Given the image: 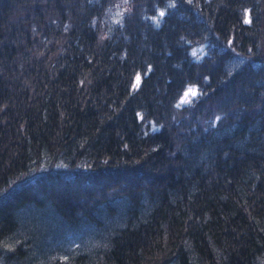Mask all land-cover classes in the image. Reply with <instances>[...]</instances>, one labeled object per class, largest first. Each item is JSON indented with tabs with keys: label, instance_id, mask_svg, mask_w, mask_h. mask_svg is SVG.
Masks as SVG:
<instances>
[{
	"label": "trees",
	"instance_id": "trees-1",
	"mask_svg": "<svg viewBox=\"0 0 264 264\" xmlns=\"http://www.w3.org/2000/svg\"><path fill=\"white\" fill-rule=\"evenodd\" d=\"M263 54L264 0H0L3 263L264 264Z\"/></svg>",
	"mask_w": 264,
	"mask_h": 264
},
{
	"label": "rangeland",
	"instance_id": "rangeland-1",
	"mask_svg": "<svg viewBox=\"0 0 264 264\" xmlns=\"http://www.w3.org/2000/svg\"><path fill=\"white\" fill-rule=\"evenodd\" d=\"M199 48H194L193 49V54L198 51ZM196 93V88L193 84H188L184 87L179 99H178V102L179 103H182V102H187L191 99V97H193ZM2 264V263H0Z\"/></svg>",
	"mask_w": 264,
	"mask_h": 264
},
{
	"label": "bare ground",
	"instance_id": "bare-ground-1",
	"mask_svg": "<svg viewBox=\"0 0 264 264\" xmlns=\"http://www.w3.org/2000/svg\"><path fill=\"white\" fill-rule=\"evenodd\" d=\"M22 225V224H21Z\"/></svg>",
	"mask_w": 264,
	"mask_h": 264
}]
</instances>
